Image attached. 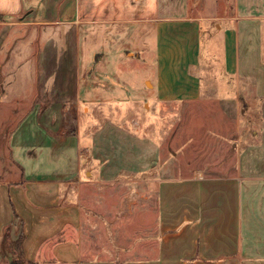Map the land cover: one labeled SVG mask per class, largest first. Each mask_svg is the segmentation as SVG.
<instances>
[{
  "label": "crops",
  "instance_id": "crops-1",
  "mask_svg": "<svg viewBox=\"0 0 264 264\" xmlns=\"http://www.w3.org/2000/svg\"><path fill=\"white\" fill-rule=\"evenodd\" d=\"M137 62L155 69L145 87L126 81ZM247 85L259 142L239 148L236 171L161 180L148 255L88 251L81 197L95 140L79 120L88 132L141 103L246 104ZM14 119L0 130V264L14 260L7 230L23 232L31 264H264V0H0V120Z\"/></svg>",
  "mask_w": 264,
  "mask_h": 264
},
{
  "label": "rangeland",
  "instance_id": "rangeland-1",
  "mask_svg": "<svg viewBox=\"0 0 264 264\" xmlns=\"http://www.w3.org/2000/svg\"><path fill=\"white\" fill-rule=\"evenodd\" d=\"M124 73L130 84L145 87V79L152 80L155 69L137 62L134 67L126 66ZM231 88L233 94L235 88ZM246 89L250 96L246 104L212 96L192 103H141L139 108H126L123 118L109 120L107 127L96 119L88 132L84 128L90 121L79 120L82 133L95 140L90 152L93 161L85 153L90 165L81 197L88 251L122 259L148 255V247L157 241L156 191L161 180L189 177L196 170L211 176L236 171L239 148L259 142L251 135L262 116L257 113L258 104L251 103L255 88L247 85ZM251 119L253 125L246 129ZM16 122L0 120V130L14 128ZM260 153L253 151L254 156ZM3 165L0 180L10 171L7 162ZM19 174L14 167V180Z\"/></svg>",
  "mask_w": 264,
  "mask_h": 264
},
{
  "label": "trees",
  "instance_id": "trees-1",
  "mask_svg": "<svg viewBox=\"0 0 264 264\" xmlns=\"http://www.w3.org/2000/svg\"><path fill=\"white\" fill-rule=\"evenodd\" d=\"M4 251H8L12 257L14 258L11 264H31L27 262L23 255V240L24 234L23 232L20 235V238L16 241H13L10 237L9 231L7 230L5 237H4ZM2 250V251H3Z\"/></svg>",
  "mask_w": 264,
  "mask_h": 264
}]
</instances>
